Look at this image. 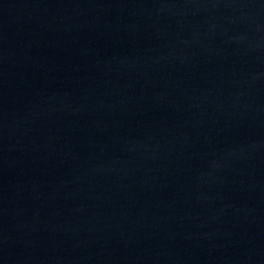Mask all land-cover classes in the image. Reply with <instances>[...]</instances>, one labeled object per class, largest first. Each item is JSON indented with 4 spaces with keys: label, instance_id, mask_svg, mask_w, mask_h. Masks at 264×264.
<instances>
[{
    "label": "water",
    "instance_id": "1",
    "mask_svg": "<svg viewBox=\"0 0 264 264\" xmlns=\"http://www.w3.org/2000/svg\"><path fill=\"white\" fill-rule=\"evenodd\" d=\"M264 107V0H164Z\"/></svg>",
    "mask_w": 264,
    "mask_h": 264
}]
</instances>
